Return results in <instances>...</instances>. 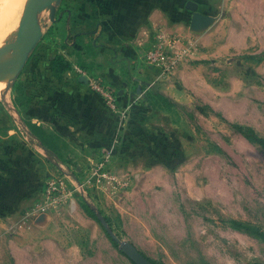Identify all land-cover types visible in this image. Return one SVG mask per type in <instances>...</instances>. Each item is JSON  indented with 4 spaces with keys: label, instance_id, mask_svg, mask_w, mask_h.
<instances>
[{
    "label": "rangeland",
    "instance_id": "obj_1",
    "mask_svg": "<svg viewBox=\"0 0 264 264\" xmlns=\"http://www.w3.org/2000/svg\"><path fill=\"white\" fill-rule=\"evenodd\" d=\"M120 3L46 9L0 90V264H136L110 233L150 264H264V0L206 3V54L183 68L194 97L179 106L157 85L129 97L103 81L114 68L95 36L113 32ZM19 39L0 55L22 59ZM50 182L58 213L42 208Z\"/></svg>",
    "mask_w": 264,
    "mask_h": 264
},
{
    "label": "crops",
    "instance_id": "obj_2",
    "mask_svg": "<svg viewBox=\"0 0 264 264\" xmlns=\"http://www.w3.org/2000/svg\"><path fill=\"white\" fill-rule=\"evenodd\" d=\"M116 1L121 3L115 7L111 14L113 16V32L105 29L106 31L104 30L103 33L100 31L95 36L99 41L98 43L103 46V51L109 53L110 63L114 68L111 70L113 73H104L103 81L107 84L125 82L124 88L118 91L119 96L131 97L133 87H135L138 96H143L146 90L139 88V85L145 84L150 87L159 86L158 92L164 95L174 106L193 102L194 85L192 81H186L189 74L183 72V68L192 67L206 54L202 52L201 48L204 38L202 33L208 29L205 27L208 25L211 16L206 10L208 7L206 3L216 0ZM196 13L208 18V21L200 25L193 24V17ZM122 26L125 28L124 30L121 28ZM157 27L163 28L170 35L180 37L184 47H187L189 42H191V48L193 47L191 54L185 60L189 63L184 62L168 76L164 75L159 68L147 65L144 60L145 52L150 49L154 41L153 33ZM115 66L127 68L126 74H117ZM181 82H184L187 89L181 87ZM160 115L163 116L162 122L157 124L155 129L162 132L165 128L163 124L167 123L166 112H162ZM164 135L165 133H161L160 137L163 139ZM116 142L118 145L124 144L120 139ZM117 155L119 160H134L139 156H143L144 159L151 157L147 152L133 151V149L128 151L121 149ZM128 170L132 175L137 174V170L133 166H129ZM145 171H149V169ZM46 230L45 227H40V233Z\"/></svg>",
    "mask_w": 264,
    "mask_h": 264
},
{
    "label": "water",
    "instance_id": "obj_3",
    "mask_svg": "<svg viewBox=\"0 0 264 264\" xmlns=\"http://www.w3.org/2000/svg\"><path fill=\"white\" fill-rule=\"evenodd\" d=\"M60 0H29L25 13L23 15V20L19 28V37H20V49L23 54V58L20 59L14 55H0V61L10 60L18 64V69H22L25 66V63L40 42L42 38V27L40 25L39 16L46 9H52L51 19H54L55 8L53 7L55 3H58ZM194 10V9H193ZM208 21V18L200 15L194 14L193 24L200 25ZM140 91V89H139ZM140 93V92H139ZM103 225L108 230V227L105 221L102 220ZM109 231V230H108ZM111 234L112 239L120 244V248L136 263V264H150L135 248L126 242H121V240L115 235Z\"/></svg>",
    "mask_w": 264,
    "mask_h": 264
},
{
    "label": "built area",
    "instance_id": "obj_4",
    "mask_svg": "<svg viewBox=\"0 0 264 264\" xmlns=\"http://www.w3.org/2000/svg\"><path fill=\"white\" fill-rule=\"evenodd\" d=\"M154 41L149 50L144 54V60L147 65L159 68L166 76L173 73L191 54V45L189 42L187 47H184L182 39L173 36L164 31L163 28L157 27L153 33ZM55 194V182H50L45 191L46 203L42 206L43 209L50 212H60V204L56 199H53Z\"/></svg>",
    "mask_w": 264,
    "mask_h": 264
},
{
    "label": "bare ground",
    "instance_id": "obj_5",
    "mask_svg": "<svg viewBox=\"0 0 264 264\" xmlns=\"http://www.w3.org/2000/svg\"><path fill=\"white\" fill-rule=\"evenodd\" d=\"M26 1L27 0H0V47L6 42H12L15 39L19 38L17 36L22 20L23 11L25 10L27 4ZM10 51H12V49ZM17 53L18 50L13 49L12 54L17 55ZM0 65L1 90L5 82L10 80L9 76L17 71V64L15 62L6 61L4 59L0 62Z\"/></svg>",
    "mask_w": 264,
    "mask_h": 264
},
{
    "label": "trees",
    "instance_id": "obj_6",
    "mask_svg": "<svg viewBox=\"0 0 264 264\" xmlns=\"http://www.w3.org/2000/svg\"><path fill=\"white\" fill-rule=\"evenodd\" d=\"M173 104V103H172ZM242 135H244L248 140L252 141L253 143L259 139H257V137L255 136L253 131H249V132H245V131H241ZM260 142V141H259ZM262 142V141H261Z\"/></svg>",
    "mask_w": 264,
    "mask_h": 264
}]
</instances>
